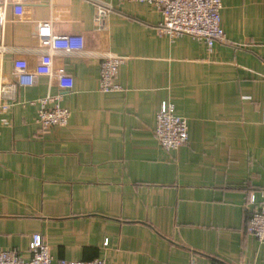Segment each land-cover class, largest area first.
<instances>
[{"label":"crops","instance_id":"1","mask_svg":"<svg viewBox=\"0 0 264 264\" xmlns=\"http://www.w3.org/2000/svg\"><path fill=\"white\" fill-rule=\"evenodd\" d=\"M225 40L209 51L188 35L160 34L161 14L127 0H26V18L5 12L2 72L41 50L36 22L78 34L82 52L57 53L73 79L65 126L40 130L33 100L59 92L41 76L0 110V250L29 258L39 233L52 260L107 264H264L247 234L248 195L264 190V0H221ZM110 5L103 25L97 6ZM125 56L122 90H98L99 63ZM173 105L188 139L166 150L153 130Z\"/></svg>","mask_w":264,"mask_h":264},{"label":"built area","instance_id":"2","mask_svg":"<svg viewBox=\"0 0 264 264\" xmlns=\"http://www.w3.org/2000/svg\"><path fill=\"white\" fill-rule=\"evenodd\" d=\"M144 2L161 14L157 25L160 34L170 37L188 35L203 42L210 51L217 41L225 40V33L220 23L221 0H127ZM26 0H0V110H10L16 102V91L19 87L34 86L41 76L55 78L59 92L46 94L44 97L31 101L37 104L36 123L40 130L65 126L69 111L61 105L62 94L73 88L72 76L63 69L53 67V56L57 53L73 54L82 52L84 39L78 34H55L51 19L36 22V39L41 50L38 63L30 70L23 58L12 61L11 75L2 72V58L7 51L3 42L5 12L7 8L15 19L26 18ZM111 7L107 4L97 6L93 20L102 26ZM126 60L125 56L107 53L99 63L98 90L110 92L122 90L117 81L118 68ZM153 133L166 150H176L188 139L186 119L176 115L173 105L161 107L155 115ZM248 224L246 232L261 244H264V190L255 198L248 195ZM29 258L24 259L16 250H0V264H107L100 258L92 260L53 261L47 244L39 233L32 234L28 246ZM189 264H194L191 261Z\"/></svg>","mask_w":264,"mask_h":264}]
</instances>
